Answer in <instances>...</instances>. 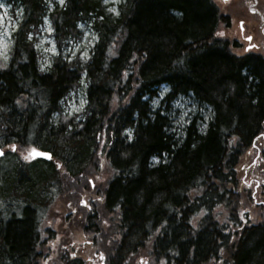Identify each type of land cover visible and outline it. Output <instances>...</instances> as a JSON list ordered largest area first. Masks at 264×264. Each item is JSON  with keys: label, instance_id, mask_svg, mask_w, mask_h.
I'll return each instance as SVG.
<instances>
[{"label": "trees", "instance_id": "16d2710c", "mask_svg": "<svg viewBox=\"0 0 264 264\" xmlns=\"http://www.w3.org/2000/svg\"><path fill=\"white\" fill-rule=\"evenodd\" d=\"M5 1L20 17L0 59V264H84L66 251L49 263L44 247L41 218L69 195L67 180L99 197L82 233L105 264H264V56L233 50L215 1L121 0L116 13L102 0L50 11ZM45 16L58 53L41 70ZM81 22L97 37L84 63L63 54ZM82 79L86 104L67 115L61 102ZM162 85L164 101L189 95L210 109L202 131L194 121L170 131L152 105Z\"/></svg>", "mask_w": 264, "mask_h": 264}, {"label": "rangeland", "instance_id": "374dc122", "mask_svg": "<svg viewBox=\"0 0 264 264\" xmlns=\"http://www.w3.org/2000/svg\"><path fill=\"white\" fill-rule=\"evenodd\" d=\"M48 9L52 8L54 2L58 5L62 3L60 0H45ZM64 1V0H63ZM121 0H102L107 10L112 13L117 12V5ZM218 5L222 14L229 16L230 24L222 25L220 34L228 37L230 40H236L239 44L238 48L233 50L239 54L248 51L259 52L264 56V51L250 49L254 44L260 45L262 37L257 28L258 23L253 18V14L249 11V6L245 0H214ZM256 7L264 11V0H258ZM20 17V7L13 6L5 0H0V59L4 63L7 62L12 44V33L17 26ZM256 24V26H254ZM79 34L66 42L63 48V54L69 58L77 57L81 63L86 62L91 54L92 47L96 42V34L87 23L78 24ZM36 51L39 53V65L44 66L43 70H47L51 65L52 58L57 55V48L52 37V27L48 16H45L39 26V31L35 35L34 40ZM55 50V51H53ZM85 53L86 57L81 55ZM86 83L82 79L80 86L70 91L61 102L63 113L67 115L80 114L86 104L85 97ZM167 89V91H165ZM164 92L161 96L160 93ZM169 92L166 85H162L159 91L152 99L154 108H161L163 113L167 115L170 122V131L176 136L182 135L183 129L191 121H194L198 129L202 131L210 117V109L200 106L194 102L189 95H178L173 99L164 101L165 95ZM164 109V110H163ZM4 151L7 147L2 148ZM29 151H23L22 156L29 155ZM254 156L249 157V161ZM96 180V179H95ZM91 189H94V183L99 184L98 180L88 179ZM70 188L68 193L60 195L59 201L54 202L47 212L41 218V228L43 231V242L48 254L49 263L55 259V255L63 252L76 254L84 260V264H105V254L101 252L98 238L85 236L83 228L85 227L86 215L94 201H98L99 197L88 192L82 193L83 187L79 182L67 180ZM251 188V187H249ZM74 194L75 197H71ZM61 198H65L61 203ZM82 202H86L82 203ZM254 208H250L253 210ZM255 213V212H253ZM133 264H150L149 258L144 255L136 256Z\"/></svg>", "mask_w": 264, "mask_h": 264}, {"label": "flooded vegetation", "instance_id": "af4514ba", "mask_svg": "<svg viewBox=\"0 0 264 264\" xmlns=\"http://www.w3.org/2000/svg\"><path fill=\"white\" fill-rule=\"evenodd\" d=\"M246 4L249 6V11L253 14V18L257 21L258 23V30L260 32V36L262 37L261 40V44H254V47L249 48L250 49H256L259 50L260 48L264 51V11L256 8V7H252L254 5H257L258 0H245ZM254 26H256V24H254ZM253 52V51H252ZM259 53V52H257ZM261 54V53H260Z\"/></svg>", "mask_w": 264, "mask_h": 264}, {"label": "snow or ice", "instance_id": "6c2138e0", "mask_svg": "<svg viewBox=\"0 0 264 264\" xmlns=\"http://www.w3.org/2000/svg\"><path fill=\"white\" fill-rule=\"evenodd\" d=\"M60 2L63 3V0H60ZM53 51H55V50H53ZM81 55H83V56L86 57V54L85 53H81ZM43 68H44V66L41 65V70H43ZM165 91H167V89H165ZM160 95L163 96L164 95V92H161ZM17 103H19V101H17ZM12 147H13V150H15V146H12ZM33 153L35 155H42V156H47L48 155L47 153H39V152H36L35 149H33ZM2 154H3V152L0 151V155H2ZM82 203H85L86 204V202H82ZM201 214H203V213H201Z\"/></svg>", "mask_w": 264, "mask_h": 264}, {"label": "water", "instance_id": "95a60500", "mask_svg": "<svg viewBox=\"0 0 264 264\" xmlns=\"http://www.w3.org/2000/svg\"><path fill=\"white\" fill-rule=\"evenodd\" d=\"M0 151H2V150H0ZM3 152V151H2ZM36 152H39V153H47V152H42V151H36ZM48 155L47 156H42V155H35L33 152H32V155L34 156V157H39V158H45V159H49L50 158V154L49 153H47ZM1 156V155H0Z\"/></svg>", "mask_w": 264, "mask_h": 264}]
</instances>
